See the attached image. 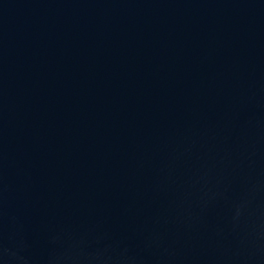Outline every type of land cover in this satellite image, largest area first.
<instances>
[{"label":"water","instance_id":"obj_1","mask_svg":"<svg viewBox=\"0 0 264 264\" xmlns=\"http://www.w3.org/2000/svg\"><path fill=\"white\" fill-rule=\"evenodd\" d=\"M0 264H264V0H0Z\"/></svg>","mask_w":264,"mask_h":264}]
</instances>
